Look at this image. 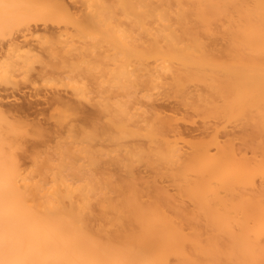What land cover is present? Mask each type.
I'll list each match as a JSON object with an SVG mask.
<instances>
[{
	"label": "bare ground",
	"instance_id": "obj_1",
	"mask_svg": "<svg viewBox=\"0 0 264 264\" xmlns=\"http://www.w3.org/2000/svg\"><path fill=\"white\" fill-rule=\"evenodd\" d=\"M80 2L0 43V86L75 96L51 143L0 93V264H264V0Z\"/></svg>",
	"mask_w": 264,
	"mask_h": 264
},
{
	"label": "rangeland",
	"instance_id": "obj_2",
	"mask_svg": "<svg viewBox=\"0 0 264 264\" xmlns=\"http://www.w3.org/2000/svg\"><path fill=\"white\" fill-rule=\"evenodd\" d=\"M41 1H42V3L39 2L38 4H36L34 6V12L27 13V14H24L22 12L17 13L15 11L14 6L10 7V6L0 5V43H4L10 37H13L15 35H18V34L25 32L29 26H33V27L49 26L51 28H57L58 29L60 27V28L64 29L65 27L71 28V26L74 25V21H73L74 19L71 16L72 14L66 12L63 9L57 10L55 7V5H56L55 3H57V1H65L69 5L75 6V5H79L81 3L80 2L81 0H44V1L41 0ZM50 8L52 9V12H51ZM19 13L22 15H20ZM18 16L21 19L17 18ZM106 23L107 24L109 23L110 25H107ZM118 24H121L122 26L125 24V14L120 10H117L114 18L110 19L108 22L102 23V27H101V24H100V26H97V27H101L100 29L103 28V30H100V32L101 31L103 32L104 30L106 31L107 28H111L112 25L114 27L115 26L118 27L119 26ZM92 29H93L92 31H90L91 28L89 29V31L87 32L88 34L85 33V34H87L85 38L87 40L92 39L91 41H94L95 40L94 37L97 38L96 36L99 33V31L98 32L94 31L97 29L93 28V26H92ZM81 34L80 33L76 34L75 39L77 40V42L84 40L83 39L84 34H82V35ZM89 34H91V35L94 34L96 36H94V35L89 36ZM77 35L78 36L81 35L83 37L82 38H81V36L77 37ZM100 35H102V33H100L99 36ZM89 73L91 76L89 75L90 79L88 80V82H89L88 84H93L94 83L93 76L95 78H97V76L99 75L98 73H100V72H97L96 70L94 72V70H93L91 72L89 71ZM100 74H102V73H100ZM92 80H93V82L90 83V81H92ZM29 84L28 83H27V85L22 84L23 86L21 87V89H17V90L16 89L15 90L6 89V88L0 86V93L2 95V99L5 103V105L11 107V112L13 114L17 115L18 117H21L20 118L21 120L28 121V122H38V123H41L43 126L45 125V128H47V129L49 128L48 130H50V132L48 134L51 137L49 135L46 137L49 138L50 140H48L45 137H44V140L46 139L52 143L54 141L53 140L54 136H56L58 134H61L62 136L68 135V129L63 128V129L59 130L54 125L53 121L55 119V116L57 115V110L61 109V108H65L66 104H64L63 102H56L53 98V94L57 90L58 92H61V94L63 96L67 97V99L72 100L75 98V96L73 95V91H72L71 87H69L68 85H66V83L61 82V81H58V83H56V81L45 82V81H42L39 79H35L34 83H32L30 85ZM89 94L91 95L92 93L89 92ZM87 101L88 100L87 99L85 100V98H81V100H80L81 103L83 102V105L85 106L86 110L91 111L93 109V106H92L91 102H89V101L87 102ZM160 101L161 100H159V102ZM172 101H173V99L171 100V98H170V100H165V101H161V102H163L165 105H172ZM54 111H55V113H54ZM91 118H92V116L90 118L89 117L87 118V122H85L87 125H89V123H91L90 122V121H92ZM197 122H199V121H195L194 124H193V122H190V124H193L192 125L193 127L189 124V122L186 124H183V125H184V127L186 126L187 129L195 128L199 125V123H197ZM37 137H39V136H37ZM34 139H35V137H34ZM36 139H38V138H36ZM105 142L112 144V142H110V141H105ZM100 143H101L100 141H97V140L95 141L96 145H100ZM24 162H25V164H27L28 160H24Z\"/></svg>",
	"mask_w": 264,
	"mask_h": 264
}]
</instances>
